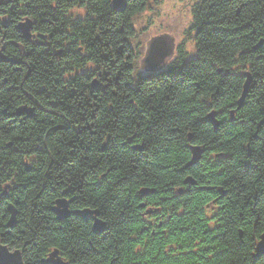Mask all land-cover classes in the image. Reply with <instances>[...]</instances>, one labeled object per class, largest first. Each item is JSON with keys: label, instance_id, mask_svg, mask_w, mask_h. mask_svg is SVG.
<instances>
[{"label": "trees", "instance_id": "16d2710c", "mask_svg": "<svg viewBox=\"0 0 264 264\" xmlns=\"http://www.w3.org/2000/svg\"><path fill=\"white\" fill-rule=\"evenodd\" d=\"M147 1L115 12L110 0H0V39L18 38L3 17L61 32L14 53L19 64L0 62V242L23 264L53 249L69 264H264L253 256L264 232V0L196 6L195 56L143 79L126 40ZM78 8L84 20L73 21ZM97 69L103 86L93 88ZM244 69L252 82L237 109ZM22 106L33 115L17 114ZM190 145L203 151L189 166ZM142 188L153 192L141 198ZM58 199L97 211L106 230L56 219Z\"/></svg>", "mask_w": 264, "mask_h": 264}, {"label": "rangeland", "instance_id": "374dc122", "mask_svg": "<svg viewBox=\"0 0 264 264\" xmlns=\"http://www.w3.org/2000/svg\"><path fill=\"white\" fill-rule=\"evenodd\" d=\"M206 1H208V0H148L145 3L143 9H141L136 14L134 13L131 16L130 27L132 29V34L129 37V39L126 40V43H127L128 49L131 51V59H132L131 65H133L135 67L134 68L135 69V77H140V78L145 79V78L150 77L151 75L160 74L174 60L181 59L184 62H188L189 60H191L195 56V39H194V36H195L196 31L194 29V9L196 8V6H198L199 7L198 9L200 10V7L203 6L204 2H206ZM111 2H112V0H110V6H111ZM126 4H127V2H126ZM123 11H121V12H123ZM116 12H118V11H116ZM84 13H85L84 9H80V8L70 11V15L72 16V18H75V17L83 18ZM2 20L6 21V17H3ZM155 39H163L164 40V42L166 43L167 48L169 50V52H168L169 57L162 59V61L160 63H158V65L151 67V65H148V63L145 62V57L147 55L149 42H151ZM260 46H261V42L257 45V47H260ZM0 62H2V60H0ZM91 67H93V66H91ZM236 68H238V66H236ZM244 70L245 71H243V74H242V76L244 77V82L242 84V89H241L240 96H239L238 100L240 99V97L242 95L244 84L246 81L245 74H248L250 76V84L247 88V92H248V89H249L251 82H252V77H251V74L249 72V69H244ZM97 71H99V70L97 69ZM103 78H104V72L103 71L96 72L95 76H93L91 78L92 79L91 80L92 87L96 88L97 85L103 86L102 85V79ZM244 99H245V97H244ZM244 99H243V101H244ZM238 100L236 102L237 109H239L242 106V104L238 105ZM19 111L20 112H22V111L26 112V114L28 116H31L30 113L32 112L30 107L18 108L17 114H20ZM213 112L215 113V116H216V112L215 111H213ZM230 116L232 119L234 118L233 112L230 113ZM191 146H193V145H190V147ZM135 148L138 149L139 147H135ZM29 160L31 161V163H33L32 158H30ZM190 161H191V159H190ZM190 161H189V163H190ZM189 163H188V165H189ZM24 164L27 165L28 161L25 160ZM188 177H186V178H188ZM186 178L184 179V181L186 180ZM189 178H191V177H189ZM191 180L194 182V180L192 178H191ZM184 181H183V183H184ZM194 184H195V182H194ZM194 184L187 183L185 185L191 186ZM142 189L147 190L148 192L140 193V191ZM142 189L139 190V195L141 198L147 197L149 194H151L153 192L152 189H148V188H142ZM182 192L183 191L181 189L177 190V194H181ZM10 206L11 205H9L8 207H10ZM69 207H70V204L68 205V209L70 211ZM141 207L143 208V207H145V205L141 204ZM7 210H8V208H7ZM78 210H83V209H78ZM86 210H89V209H86ZM74 211H76V210H74ZM90 211H94V210H90ZM70 212H73V211H70ZM155 212H157V208L152 207V206H148L145 210V214L148 216L153 215ZM15 213H16V209H15ZM72 215H73V213H72ZM207 215H208V217H211V213H208ZM10 216L11 215L9 213V218H10ZM76 217H78V216H76ZM9 218H8V221H9ZM15 218H16V215H15ZM89 219L91 220L90 216H88L86 218V220H83V219L82 220L87 221ZM8 221L6 223V226L8 224ZM91 222H92V220H91ZM91 226H92V223H91ZM263 234H264V232L259 236V239L256 243L255 248H254V255L253 256L255 259H259L262 255H264V253H263L262 255L258 256V253L256 250V247H257L258 243L260 242L261 236ZM54 250H57V249H53L52 251H50L48 253V255L46 256V258H44L41 261V264H44L43 261L46 260L49 256V254L52 253ZM57 255L63 262H65V260L60 257L58 250H57ZM67 264H69V263H67Z\"/></svg>", "mask_w": 264, "mask_h": 264}, {"label": "water", "instance_id": "95a60500", "mask_svg": "<svg viewBox=\"0 0 264 264\" xmlns=\"http://www.w3.org/2000/svg\"><path fill=\"white\" fill-rule=\"evenodd\" d=\"M112 9L116 12H121L126 7V0H112L111 2ZM31 26V22L29 19H26L23 23H19L15 29L20 32L23 38L28 39L30 37L29 29ZM169 50L167 48L166 43L163 39H155L148 44V50L147 55L145 57V62L148 63V65H151V67L158 65L162 61V59H165L166 57H169L168 54ZM246 81L244 84L243 92L238 100V105H241L243 102V99L247 93V88L250 84V76L248 74H245ZM208 121L212 124L214 130L218 128L219 122L216 120L215 113L212 111L208 114ZM191 161L189 163L190 165H193L197 163V161L200 159L202 154V149L199 146H191ZM185 184H194V182L191 180V178H186L184 181ZM148 192L147 190H141L140 193ZM72 202L71 200H65V199H58L55 201L56 206L52 207L53 213L56 215V219L63 220L70 217V215L73 213V215L78 216L82 218L83 220H86L88 216L91 217L92 220V231L100 235L106 230V226L102 220L98 217L97 211H90V210H76L73 212H70L68 209V205ZM8 211L10 213V218L7 224V227L12 228L15 225V208L13 206L8 207ZM258 256L262 255L264 253V234L261 236L260 242L258 243L256 247ZM44 264H67L66 262H63L57 255V250H54L52 253L49 254L48 258L43 261ZM0 264H23L21 252L18 250H14L13 252H10L6 246H3L0 244Z\"/></svg>", "mask_w": 264, "mask_h": 264}, {"label": "flooded vegetation", "instance_id": "af4514ba", "mask_svg": "<svg viewBox=\"0 0 264 264\" xmlns=\"http://www.w3.org/2000/svg\"><path fill=\"white\" fill-rule=\"evenodd\" d=\"M19 18H21L20 16L19 17H16L14 20L10 21L6 18V21H3V24H4V27H7L8 24H12L13 28L15 29L16 25H18L19 23H23L26 18H22L21 20H19ZM5 19V18H4ZM75 19H80V20H84V18H72V20L74 21ZM31 22V26H30V29H29V33H30V37L29 39H26L28 42H27V45H23L22 42H21V39H23L22 35L20 34V32H18L16 29V31L18 32V38H21L20 41L19 39H7L6 41H4V35L3 37L0 39V42L2 47L0 48V60H2V62H10L11 64H19L20 61L19 59H15L13 57V55H15L14 53H18L19 56L21 55H25L26 54V48H28L29 45H35V46H51L50 45V40L52 38H57V37H60L61 36V32L60 30H55L53 31L52 33H42L40 32V30H37V28H35V24L36 22L34 20H30ZM41 23H45L44 20H41L40 21ZM50 25V28H53V24L50 22L49 23ZM52 29H49V31L51 32ZM69 33V32H68ZM71 33H69L70 35ZM72 35V34H71ZM65 40H67L68 38L64 37ZM73 43L71 42V39L68 43H65L63 45V48L66 49V50H69L68 47H72ZM10 47L14 48V52H8V53H5V54H2V52H5L4 49H6V47ZM86 50V47L82 46V45H78V48H76L75 52L77 53H83L85 52ZM57 52V51H56ZM23 108H26L27 106H22ZM30 109L32 110L33 112V108L30 107Z\"/></svg>", "mask_w": 264, "mask_h": 264}, {"label": "bare ground", "instance_id": "6f19581e", "mask_svg": "<svg viewBox=\"0 0 264 264\" xmlns=\"http://www.w3.org/2000/svg\"><path fill=\"white\" fill-rule=\"evenodd\" d=\"M75 18H77V17H75ZM26 19H29V18H26ZM29 20H31V19H29ZM16 26H17V25H16ZM23 39H25V38H23ZM28 39H29V38H28ZM19 113H20L21 115H22V114H26V112H24V111H22V112L19 111ZM30 114L33 115V112H31ZM54 206H56V203H55ZM0 244L3 245V246H5V245L2 244L1 242H0ZM7 249H8L10 252H13V251H14V250H13V251L10 250L9 248H7ZM65 262L68 263L67 261H65Z\"/></svg>", "mask_w": 264, "mask_h": 264}]
</instances>
